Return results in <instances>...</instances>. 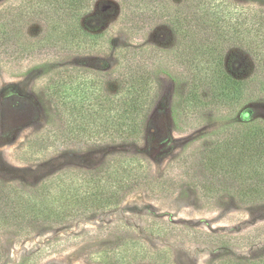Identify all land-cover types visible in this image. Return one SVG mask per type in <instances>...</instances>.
<instances>
[{"label": "rangeland", "instance_id": "374dc122", "mask_svg": "<svg viewBox=\"0 0 264 264\" xmlns=\"http://www.w3.org/2000/svg\"><path fill=\"white\" fill-rule=\"evenodd\" d=\"M27 1L0 0V182L27 193L45 187L66 194L71 187L65 184L78 181L73 175L98 173L115 157L135 162L138 176L109 208L70 213L62 206L58 223L29 214L1 220L0 264H264V202L244 204L219 193L227 187L225 180L212 179L204 169L210 150L250 126L264 125V91L258 82L263 76L256 60L237 47L227 51V74L248 85L237 104H218L206 80L194 84L173 58L177 37L156 14L161 4L93 0L89 16L101 28L103 43L70 49L43 41L53 35L43 22L22 17ZM228 1L242 10L264 11V0ZM182 2L165 0L168 6ZM154 47L164 52L149 66L184 77L176 86L165 74L156 75L159 88L138 138L98 140L96 132L103 128L88 112L79 120L77 137L60 139L48 151L26 153L32 139L64 130V117L50 96L54 82L71 74L86 82L90 105L94 91L108 99L118 96L131 67ZM126 49L133 53L122 59L125 52H117ZM103 108L110 112L107 99ZM202 184L218 193L205 194Z\"/></svg>", "mask_w": 264, "mask_h": 264}, {"label": "trees", "instance_id": "16d2710c", "mask_svg": "<svg viewBox=\"0 0 264 264\" xmlns=\"http://www.w3.org/2000/svg\"><path fill=\"white\" fill-rule=\"evenodd\" d=\"M122 1L126 5L132 0ZM152 1L161 4L156 14L168 21L177 37L173 58L184 65L194 84L206 80L204 86L211 90L213 101L235 105L245 96L248 82L231 77L226 72V53L236 47L245 50L256 60L257 71L263 76V81L258 79V82L264 91V11L242 10L228 0H183L175 6H168L165 0ZM92 2L28 0L23 7L22 17L45 24L47 34L53 35L51 38L46 35L43 41L47 44L60 46L61 43L62 47L70 45V49H93L102 45L104 35L97 21L89 16ZM138 51L134 50L136 56ZM144 52L138 58L136 67H131L133 71L127 73L124 82L127 86L123 93L108 99L94 91L91 94L92 105L87 103L89 88L86 82H78L72 74L54 82L50 96L64 117V130L60 134L32 139L26 146V153L48 151L60 139L77 137L75 133L80 130L79 120L88 112L94 115L96 125L103 128L96 132L98 140L138 138L139 128L148 116L150 104L159 88L156 75L165 74L176 86L184 77L178 71L160 68L161 72H156L149 66V61H155L156 56L164 52L162 49L154 47ZM117 53L118 56L121 54L122 59H127L133 51L126 49ZM104 99L111 104L110 112L103 108ZM179 116V104L174 100V121L177 122ZM204 160V169L210 177H222L226 182V189L223 187L219 193L226 192L244 204L264 202V125L248 127L221 148L210 150ZM137 171L135 162L115 157L98 173L92 172L83 178L73 175L78 181L65 184V187H71L66 194L64 190L45 187L27 193L0 182V221L29 214L31 217L46 215L41 218L47 220L46 217H49L58 223L60 216L64 215L62 206H66L69 212L112 207L138 176ZM59 179L61 184L63 180ZM201 188L205 194L218 193L207 184H202ZM63 199L65 202H62Z\"/></svg>", "mask_w": 264, "mask_h": 264}]
</instances>
